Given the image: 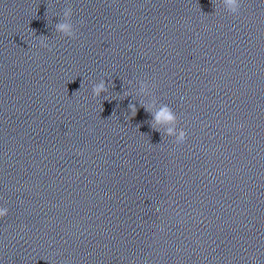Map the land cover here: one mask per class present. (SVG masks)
I'll list each match as a JSON object with an SVG mask.
<instances>
[{"label": "clouds", "instance_id": "1", "mask_svg": "<svg viewBox=\"0 0 264 264\" xmlns=\"http://www.w3.org/2000/svg\"><path fill=\"white\" fill-rule=\"evenodd\" d=\"M226 6L230 10L231 14H238L240 11V0H224ZM73 15V10L71 6L66 7L63 10V16L65 17L64 21H59L55 24V31L59 33L62 37L68 38V39H74L76 37V30L74 28L73 23L71 22L70 18ZM83 21H81V24ZM39 43L42 47L48 48V44L46 42V38H41L39 40ZM51 50V49H49ZM108 86L106 85V82L104 80H101L99 83L95 84L92 87V93L94 98L101 97L102 93L108 92ZM144 84L143 81H141V91H144ZM130 93L125 91L123 92V96L126 98L129 96ZM104 100L108 101V97L105 96ZM103 107V105H102ZM140 107H142L146 112H148L152 117V123L150 124L153 131H157L160 133V129L156 126L161 123H167L170 125H173L171 127H168L166 129V132L164 135L167 137L174 138V143L176 144H182L186 138L187 133L185 129L178 128V117L176 113L169 107L165 106L161 110H159L156 113H151L150 107H146L143 104H140ZM128 108L130 110L131 118L135 117L137 115V106L134 103H129ZM91 131V130H89ZM8 209L7 208H0V218H3L7 215Z\"/></svg>", "mask_w": 264, "mask_h": 264}]
</instances>
